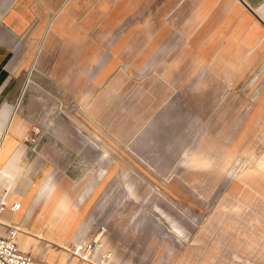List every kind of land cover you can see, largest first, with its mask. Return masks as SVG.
I'll return each instance as SVG.
<instances>
[{"label": "rangeland", "instance_id": "1", "mask_svg": "<svg viewBox=\"0 0 264 264\" xmlns=\"http://www.w3.org/2000/svg\"><path fill=\"white\" fill-rule=\"evenodd\" d=\"M53 3L15 105L28 112L6 117L38 130L24 142L39 157L50 145L15 216L40 173L75 220L65 243L13 224L33 241L23 251L44 264H264V22L239 0ZM243 21L254 46L234 42Z\"/></svg>", "mask_w": 264, "mask_h": 264}, {"label": "crops", "instance_id": "2", "mask_svg": "<svg viewBox=\"0 0 264 264\" xmlns=\"http://www.w3.org/2000/svg\"><path fill=\"white\" fill-rule=\"evenodd\" d=\"M4 2L0 0V190L6 182L9 192L6 200L13 203L17 200L24 201L22 193L19 191L23 174L26 172L31 173V175L34 174L36 162L41 161L46 153L44 150L50 145L45 144L41 153L42 157H39L40 155H36L30 146L24 142V137L28 133L25 134L21 123L7 122L8 118L6 119V117L9 115L10 117L13 115L17 117L28 112V109L22 107L19 108L18 113L15 105L23 95L21 90L26 71L35 60L32 56L34 55L33 44H37L41 37L44 38L52 35V32L54 33L55 23L53 19L56 9L54 0H10L8 4L5 3L6 5ZM239 2L249 9L255 17L264 22V0H239ZM253 3L256 7L261 6L254 8ZM65 9L64 4L62 12H65ZM254 28L255 24L243 21L234 33V42L242 41L247 45L254 46V33H251ZM22 155L30 164L27 169H25L26 164L22 160ZM42 177L43 175L40 173L35 177L37 187L40 185L42 188L39 194L45 187L57 191L51 182L42 180ZM39 194L37 192L31 201L28 214L26 213L21 217L12 214L9 225L15 224L20 228L27 226L30 210L34 207V211L38 213L43 209V201L36 204ZM0 198H4V194L0 193ZM55 201L44 218L47 224L52 221L53 213L63 204H67L58 192ZM37 236L40 237L41 235L37 234ZM65 241L64 239L62 242L65 243Z\"/></svg>", "mask_w": 264, "mask_h": 264}, {"label": "bare ground", "instance_id": "3", "mask_svg": "<svg viewBox=\"0 0 264 264\" xmlns=\"http://www.w3.org/2000/svg\"><path fill=\"white\" fill-rule=\"evenodd\" d=\"M264 165V163H263ZM262 172L264 171L261 170ZM264 173V172H263ZM1 194H4V199H8L9 192H8V185L6 182H4L3 187L0 190ZM56 195L57 191H53V189H48V187H45L44 190L39 194V196L36 199V204H38L40 201H43V209L36 213L34 211V207L30 210L28 218H27V230L35 231L36 234L44 233L48 238L51 236H57L58 233H61L63 236L62 241L65 239V236L69 233L73 222L75 220L74 213H70L67 207V204H63L60 206L54 213L52 217V221L47 224L45 222V216L49 213L50 208L54 203L56 202ZM18 201V200H17ZM21 203V210H22V202ZM20 210V211H21ZM19 211V212H20ZM19 212L12 213L10 211H7L2 218H0V222L6 225L10 224V218L12 214L17 215ZM13 219V218H12ZM10 226H14L13 224ZM16 227V226H15ZM5 229L3 227L0 228V231H4ZM21 230V229H20ZM20 233V249L23 251H29L33 245V241L31 238H29L28 233L23 232L21 230ZM18 233V237H19ZM0 234H3L0 232ZM77 238L75 237L72 242L76 243ZM100 242V238H97L94 242L91 248H88V250L85 252L84 256H86V260L89 259V256L91 255V252L93 249H96Z\"/></svg>", "mask_w": 264, "mask_h": 264}, {"label": "built area", "instance_id": "4", "mask_svg": "<svg viewBox=\"0 0 264 264\" xmlns=\"http://www.w3.org/2000/svg\"><path fill=\"white\" fill-rule=\"evenodd\" d=\"M37 132L38 130H35L34 132L32 131L30 134L25 135L24 141L31 146H36L38 144L37 139L35 138ZM20 210V202L15 201L9 203L6 199L0 198V218H2L7 211L16 213ZM0 227L5 228L4 234H0V264H44L36 261L32 255L20 249L18 245V233L20 230L17 227L6 225L1 222ZM99 233L100 235L106 233V229L101 228ZM94 241L88 244L84 250L91 248ZM104 259L105 257H103V260Z\"/></svg>", "mask_w": 264, "mask_h": 264}]
</instances>
